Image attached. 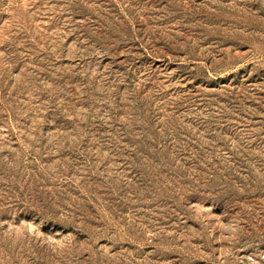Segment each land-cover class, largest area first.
Instances as JSON below:
<instances>
[{
	"label": "rangeland",
	"instance_id": "374dc122",
	"mask_svg": "<svg viewBox=\"0 0 264 264\" xmlns=\"http://www.w3.org/2000/svg\"><path fill=\"white\" fill-rule=\"evenodd\" d=\"M0 264H264V0H0Z\"/></svg>",
	"mask_w": 264,
	"mask_h": 264
}]
</instances>
